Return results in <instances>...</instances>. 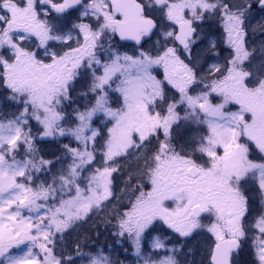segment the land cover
<instances>
[{
  "label": "snow or ice",
  "instance_id": "obj_1",
  "mask_svg": "<svg viewBox=\"0 0 264 264\" xmlns=\"http://www.w3.org/2000/svg\"><path fill=\"white\" fill-rule=\"evenodd\" d=\"M129 255L264 264V0H0V264Z\"/></svg>",
  "mask_w": 264,
  "mask_h": 264
},
{
  "label": "trees",
  "instance_id": "obj_2",
  "mask_svg": "<svg viewBox=\"0 0 264 264\" xmlns=\"http://www.w3.org/2000/svg\"><path fill=\"white\" fill-rule=\"evenodd\" d=\"M122 187V184H121ZM117 195H119V192L117 191ZM106 213L102 212L98 217H93L92 220H90L87 224L83 225V227L80 229L81 237L83 238V235L89 236L90 243L97 245L100 243V240L105 234H108L110 237L108 238L110 242L114 243L113 238H111L110 232H105L103 230V223L105 220ZM99 233V235H97Z\"/></svg>",
  "mask_w": 264,
  "mask_h": 264
},
{
  "label": "rangeland",
  "instance_id": "obj_3",
  "mask_svg": "<svg viewBox=\"0 0 264 264\" xmlns=\"http://www.w3.org/2000/svg\"><path fill=\"white\" fill-rule=\"evenodd\" d=\"M103 230H104V233L105 232H109V231H106V224L103 223ZM110 236L108 234H105L101 240H105V239H108ZM111 238L115 239V237L111 236ZM123 259V257L121 258ZM126 264H135V258L134 257H131V255H129V261L126 262Z\"/></svg>",
  "mask_w": 264,
  "mask_h": 264
},
{
  "label": "bare ground",
  "instance_id": "obj_4",
  "mask_svg": "<svg viewBox=\"0 0 264 264\" xmlns=\"http://www.w3.org/2000/svg\"><path fill=\"white\" fill-rule=\"evenodd\" d=\"M115 242V240H114ZM114 243L113 242H110L109 239H105V240H100V243H98L97 245L99 247H105V246H111L113 245ZM122 258V257H121ZM197 261L200 259L199 256L196 257Z\"/></svg>",
  "mask_w": 264,
  "mask_h": 264
}]
</instances>
